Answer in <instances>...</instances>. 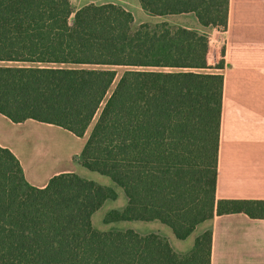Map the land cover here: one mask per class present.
<instances>
[{
  "label": "trees",
  "instance_id": "16d2710c",
  "mask_svg": "<svg viewBox=\"0 0 264 264\" xmlns=\"http://www.w3.org/2000/svg\"><path fill=\"white\" fill-rule=\"evenodd\" d=\"M140 3L156 16L194 13L220 32L235 21V0ZM253 59H232L225 74L208 32L167 21L135 28L133 13L112 2L75 10L71 0H0V113L77 136L95 121L76 161L128 198L106 220H159L182 240L215 215L264 218V199L218 197L229 124L248 127L245 110L261 108L242 103L264 102V57ZM116 196L76 172L36 187L0 145V264L212 263L211 229L183 254L158 233L96 229L94 213Z\"/></svg>",
  "mask_w": 264,
  "mask_h": 264
},
{
  "label": "crops",
  "instance_id": "0c3cea01",
  "mask_svg": "<svg viewBox=\"0 0 264 264\" xmlns=\"http://www.w3.org/2000/svg\"><path fill=\"white\" fill-rule=\"evenodd\" d=\"M108 2L122 5L130 10L134 15V23L137 21L135 12L144 18L141 23L149 18V12L142 7L140 0H134L133 5L112 0L103 2L71 0L75 10L90 3ZM233 10L231 4V18ZM188 14L194 13L181 15ZM166 16L173 15L161 17ZM198 23L204 27L199 21ZM257 27L261 29L263 26ZM193 29L207 32L204 29ZM241 106L244 109L259 107L261 110L257 111V114H254L253 110H245L250 118L248 127L245 126L244 119L241 120L240 128L235 119L229 124L230 131L225 137L227 142L225 154L229 157L230 163L219 169L218 197L264 199V102H243ZM242 118L246 117L242 116ZM223 119L225 123V116ZM91 126L84 136H77L61 126L34 119L16 123L0 113V145L9 148L19 158L25 177L30 184L45 187L56 174L64 172L79 174L78 171L83 166L76 161V158L80 156L86 144L93 128ZM235 157H240V166H235L234 163L237 162ZM201 224L203 228L196 234L195 239L206 229L212 230L211 264H264V218H251L246 213L237 212L215 215L214 218Z\"/></svg>",
  "mask_w": 264,
  "mask_h": 264
},
{
  "label": "rangeland",
  "instance_id": "374dc122",
  "mask_svg": "<svg viewBox=\"0 0 264 264\" xmlns=\"http://www.w3.org/2000/svg\"><path fill=\"white\" fill-rule=\"evenodd\" d=\"M108 1V0H100ZM118 3H132L134 0H112ZM259 3V5H257ZM133 7V6H132ZM257 7L259 9H257ZM137 21L134 23V27H138L144 18H141L137 12ZM235 14V21L232 22V27L226 32H220L213 28L201 27L194 14L181 15L175 14L173 16H156L148 14V20L145 22L151 25L167 21L173 27L185 26L190 28L204 29L210 34L212 38V52L216 62H219L222 58H225L227 66L223 73L227 74L228 69L231 68L230 63L232 59H239L242 57L254 58L255 56L264 57V0H235L233 16ZM257 26H263L261 29ZM225 53V56L222 54ZM257 58V57H256ZM240 61V60H235ZM127 68L118 67V73L121 75ZM169 70V69H167ZM214 71L218 69H213ZM212 70V71H213ZM97 118V117H96ZM95 122V121H94ZM93 122V124H94ZM93 124L91 127H93ZM79 174L93 179L102 185L114 188L117 196L115 198H108L104 205L94 213L92 217L93 226L101 231L111 230H127L134 229L141 234L158 233L169 239L172 247L179 253H184L193 247L196 234L201 232L203 225H199L197 230L190 235L189 238L182 240L178 239L172 232L171 228L163 224L159 220L153 221H141V220H119V221H107L106 217L112 210L123 209L128 198L124 190L117 185L110 177L100 174L99 172L91 171L85 167L79 169ZM206 228V226L204 225Z\"/></svg>",
  "mask_w": 264,
  "mask_h": 264
}]
</instances>
